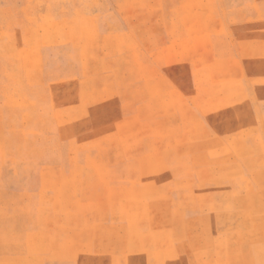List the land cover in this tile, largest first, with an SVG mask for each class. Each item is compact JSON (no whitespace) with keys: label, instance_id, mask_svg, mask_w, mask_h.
Segmentation results:
<instances>
[{"label":"rangeland","instance_id":"rangeland-1","mask_svg":"<svg viewBox=\"0 0 264 264\" xmlns=\"http://www.w3.org/2000/svg\"><path fill=\"white\" fill-rule=\"evenodd\" d=\"M0 264H264V0H0Z\"/></svg>","mask_w":264,"mask_h":264}]
</instances>
